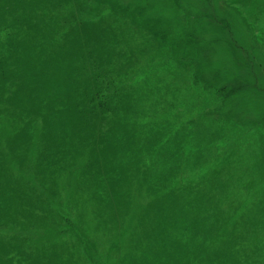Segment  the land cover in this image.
Listing matches in <instances>:
<instances>
[{"label": "trees", "instance_id": "16d2710c", "mask_svg": "<svg viewBox=\"0 0 264 264\" xmlns=\"http://www.w3.org/2000/svg\"><path fill=\"white\" fill-rule=\"evenodd\" d=\"M3 105L0 264H264V0H0Z\"/></svg>", "mask_w": 264, "mask_h": 264}, {"label": "rangeland", "instance_id": "374dc122", "mask_svg": "<svg viewBox=\"0 0 264 264\" xmlns=\"http://www.w3.org/2000/svg\"><path fill=\"white\" fill-rule=\"evenodd\" d=\"M183 2L180 1V3H183ZM2 108H3V112L0 115V124H1L0 126H2V127H0V135L1 136L2 135L7 136L8 134L6 133V130H9L8 128H13V126L17 123L16 117H18L20 115V112H19L18 108L12 110V108L7 107L6 105L5 106L3 105ZM36 123L42 124V120L36 119ZM36 137H37V135H36ZM238 162H239V164H244L245 162H249V161H246V159L244 158ZM26 163L27 162H24L23 165L20 164L19 166H17L19 168V171H21L20 167H23V168L28 167L29 164L28 163L26 164ZM33 170H34V168H32V165L29 166L28 173L32 176L34 175ZM34 177L36 179L35 184H36L37 188H39L40 186L42 187V186L47 184V182H46L47 176L44 175V173L43 174L38 173L37 177L35 174ZM61 180H62V182H64V178H61ZM85 188H87V187L84 186V189ZM128 188H130L129 204L131 206L129 205V207L131 208L130 213H132V215H131L132 217L131 218H127V217L124 218V224L126 226V229H129V227L131 228L132 227V224H131L132 220L137 219L139 217L140 208H141L140 205H141V201H142V197H143V193H144L143 186H139V184H137V182L135 180L128 185ZM70 194H71L70 198L72 197V199L76 201L77 207H79L80 204H83V207L85 208V210L88 211L87 214L92 215V210H95L98 201L91 195L90 191L88 192L86 189V191L82 190V193H81V192H78L76 189H73L70 191ZM66 197H69L68 192H66ZM106 206H108V205H106ZM109 207L113 208L112 204L109 205ZM17 210H19V209H17ZM11 213L16 218L24 220V213L23 212H21V213L20 212H16V213L11 212ZM93 214H95V213L93 212ZM108 214H109V211H108ZM107 230L105 232V237L109 236V233ZM39 231H40V229L38 230L37 234L39 233ZM41 234H42V237H41L42 244L52 245L54 242H57V241H55V237L53 236V231L50 227L42 228ZM36 240L38 243H40V233L36 236ZM61 260H62V264H66L65 260L67 261V254L65 252L62 253ZM57 262H59V261H57ZM91 264H101V263L96 261V260H92Z\"/></svg>", "mask_w": 264, "mask_h": 264}]
</instances>
